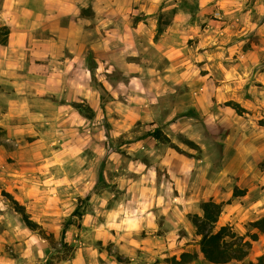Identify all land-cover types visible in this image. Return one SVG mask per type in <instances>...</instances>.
<instances>
[{
    "label": "rangeland",
    "instance_id": "1",
    "mask_svg": "<svg viewBox=\"0 0 264 264\" xmlns=\"http://www.w3.org/2000/svg\"><path fill=\"white\" fill-rule=\"evenodd\" d=\"M100 2V18L84 13L80 132L25 127L23 88L0 83V264H129L112 236L144 207L156 225L179 228L168 263L201 255L187 247L199 238L175 176L198 186L227 165L264 177V0ZM9 3L0 0V10ZM156 129L160 139L148 136ZM67 149L75 160L60 162ZM148 177L161 186L151 202L134 194ZM239 179H231L234 195L245 194ZM17 204L38 227L25 224ZM107 211L120 216L102 229ZM253 213L228 225L254 233Z\"/></svg>",
    "mask_w": 264,
    "mask_h": 264
},
{
    "label": "crops",
    "instance_id": "2",
    "mask_svg": "<svg viewBox=\"0 0 264 264\" xmlns=\"http://www.w3.org/2000/svg\"><path fill=\"white\" fill-rule=\"evenodd\" d=\"M34 2L40 5H26L23 0H14V3L5 6V10H0V26L10 29L7 43L0 44V83L13 81L16 89L23 88V100L28 105V109L24 111L28 124L25 127L38 128L44 122L49 132H80L83 118L79 107L87 100L88 34L85 25L88 20L84 13L90 7L97 20L102 13L101 2ZM113 8L110 3V9ZM46 97L49 99H44ZM20 127L23 129V126ZM59 159L63 163L74 161L73 150L67 149ZM234 175L239 176L236 185L245 190L244 195H234V189H231ZM184 180L186 179L182 176L176 175L174 186L179 193L177 198L186 204L189 213L202 216L200 203L212 199L216 203H223V212L218 222L220 226L233 225L239 218H249V214H254L255 210L258 216L250 221L264 216V177L260 178L255 168L249 170L242 166L231 170L223 165L207 177L204 184L197 186L192 178ZM143 184L142 193L134 191L135 196L146 202L155 200L161 192L160 183L157 179L148 177L143 179ZM226 193L228 195L225 197ZM110 211L106 213L108 220L102 229L112 225L115 217L120 216ZM133 216L131 224L119 226V231L112 236L119 254L129 258V264H170L167 262L168 250L172 243L175 245L180 241L178 226L156 225L152 218L155 213L149 207H144L142 211L135 209ZM223 216H226L225 221H222ZM186 229L189 232L192 230L188 227ZM261 240L263 243L258 244ZM190 246L198 249L199 245L187 247ZM263 253L264 234L259 233V240L254 243V254L244 262L255 261ZM176 255L177 253L173 254ZM176 258L179 259L180 255ZM187 264L212 263L198 255L197 259ZM227 264L241 262L234 260Z\"/></svg>",
    "mask_w": 264,
    "mask_h": 264
},
{
    "label": "trees",
    "instance_id": "3",
    "mask_svg": "<svg viewBox=\"0 0 264 264\" xmlns=\"http://www.w3.org/2000/svg\"><path fill=\"white\" fill-rule=\"evenodd\" d=\"M10 34L7 26H0V44L5 45ZM239 108L238 105L235 106ZM161 131L156 129L149 132L148 136L160 139ZM264 167V162L261 164ZM244 193V192H241ZM237 195V194H235ZM22 213V219L29 228H36L38 225L29 219L24 207L17 204ZM202 216L189 215V219L196 229V236L199 238V253L205 261L212 264H227L232 261H240L241 264H264V254L258 256L255 261L244 262L252 252L253 243L258 241L259 233L264 234V216L250 222L249 226L256 232H248L246 235L238 234L232 226L225 225L218 227V222L223 212V203H216L212 199L203 201L200 205ZM196 253H182L180 258L173 257V264H187L195 259Z\"/></svg>",
    "mask_w": 264,
    "mask_h": 264
}]
</instances>
